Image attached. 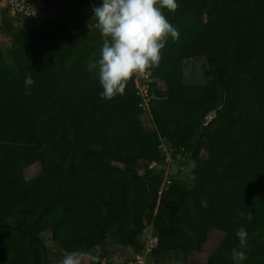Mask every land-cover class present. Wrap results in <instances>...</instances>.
I'll list each match as a JSON object with an SVG mask.
<instances>
[{"label":"trees","instance_id":"1","mask_svg":"<svg viewBox=\"0 0 264 264\" xmlns=\"http://www.w3.org/2000/svg\"><path fill=\"white\" fill-rule=\"evenodd\" d=\"M54 3L50 20L35 26L0 19L10 38L8 60L0 50V264H50L44 233L66 254L110 240L134 258L147 227L145 264L199 252L211 230L223 235L204 264H234L241 226L242 264H264V0H177V10L164 9L180 36L145 71L152 129L138 131L126 125L142 112L133 77L124 94L102 99L88 70L104 41L88 28L93 1ZM190 59L203 62V83L184 82ZM162 144L189 155V189L166 175ZM32 165L38 172L25 179Z\"/></svg>","mask_w":264,"mask_h":264},{"label":"clouds","instance_id":"2","mask_svg":"<svg viewBox=\"0 0 264 264\" xmlns=\"http://www.w3.org/2000/svg\"><path fill=\"white\" fill-rule=\"evenodd\" d=\"M159 4V7L157 5ZM179 8L177 0H102L100 6L92 7L91 19L104 37L100 58L89 65V71H96L103 91L102 99H113L125 93L128 81L136 73H144L159 65L162 50L168 39H179L178 29L169 22L164 9L175 11ZM89 27V25H88ZM25 88L34 81L29 73L25 77ZM27 94H31L30 91ZM202 206H207L202 202ZM244 213H240L241 218ZM253 213H247L251 222ZM239 247L232 249L234 264H242L246 259L243 248L248 232L243 226L236 231ZM80 253H70L62 264H80Z\"/></svg>","mask_w":264,"mask_h":264},{"label":"rangeland","instance_id":"3","mask_svg":"<svg viewBox=\"0 0 264 264\" xmlns=\"http://www.w3.org/2000/svg\"><path fill=\"white\" fill-rule=\"evenodd\" d=\"M94 5L100 6L102 0H92ZM55 5L54 0H0V19L8 16L13 19L14 25L35 26L48 22L51 18V10ZM1 26V24H0ZM96 26V22L91 20L88 28ZM10 46L9 36L0 29V50L4 53L5 59L8 60L7 50ZM147 74V73H146ZM182 75L184 82L191 84H200L206 80V72L203 62L200 59H190L183 63ZM152 79L147 74V83ZM158 85V84H157ZM213 114H209L204 122H207ZM130 131L149 130L152 129L150 116L146 109H142L140 115L130 119L126 123ZM161 150L165 157L164 168L166 175L180 179L184 188L189 189L192 185V168L193 163L188 154L178 152L170 153L164 144ZM38 172L36 165L28 166L24 169V178L29 179ZM222 233L211 230L202 249L197 253H189L186 255L169 254L162 264H204L206 256L217 246L222 237ZM150 227H147L143 237L149 241ZM44 240L49 250L50 264H62V260L68 255L56 250L49 242V234L44 233ZM105 258L106 260L122 264L124 261H132L133 254L130 247L119 248L106 240L102 245L96 247L79 257L80 264H87Z\"/></svg>","mask_w":264,"mask_h":264},{"label":"built area","instance_id":"4","mask_svg":"<svg viewBox=\"0 0 264 264\" xmlns=\"http://www.w3.org/2000/svg\"><path fill=\"white\" fill-rule=\"evenodd\" d=\"M133 87L135 89V93L140 99V102L138 104V107L140 109H146L147 110V103L149 100V95L147 91V74L144 73H136L133 75ZM149 241H146L144 251L142 254L136 255L132 261H129L127 264H145V258L146 254L149 251V246L152 242V238L149 236Z\"/></svg>","mask_w":264,"mask_h":264}]
</instances>
